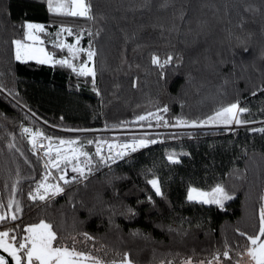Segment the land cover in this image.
<instances>
[{"label": "trees", "instance_id": "16d2710c", "mask_svg": "<svg viewBox=\"0 0 264 264\" xmlns=\"http://www.w3.org/2000/svg\"><path fill=\"white\" fill-rule=\"evenodd\" d=\"M86 2L94 19L50 13L47 0H0V204L4 206L0 210L8 211L10 195L21 202L16 220L6 218L0 230L15 229L10 235L22 236L25 225L45 219L57 232L54 244L72 247L75 239L77 251L104 261L119 260L128 252L134 264H183L187 257L206 261L214 252H222L227 240L235 251H230L229 258L222 257V264L237 260L241 264L244 255L237 253L243 252L247 238L240 233L258 232L264 195V132L249 129L264 123L241 124L234 131H172L156 130L166 126L162 121L134 117L160 108L168 124L177 125L175 116L199 119L238 101L250 110L242 119L264 120V90L256 91L264 83L260 54L264 0ZM25 20L44 24V48L56 60L66 57L77 67L87 59L86 53L74 59L53 41L61 25L73 33L84 29L77 46L86 48L89 39L93 41L96 55L88 63L95 68L99 94L93 90L90 74L79 75L66 65L16 60L12 40L24 38ZM74 39L68 31H60L61 42ZM241 40L247 45H241ZM169 53L173 60L164 65L161 76L160 66L152 64L151 57L155 54L163 61ZM176 53L182 57L179 64ZM21 122L52 137L79 135L83 141L134 136L155 143L116 161L111 172L107 167L98 169L83 183L67 186L48 203L34 202L27 194L43 167L20 131ZM115 129L143 131L105 132ZM89 130L100 132H83ZM9 133L15 137L13 148L8 147L13 140ZM92 148L93 144L84 146L89 152ZM172 150L180 154L178 162L168 161ZM17 169L21 179L13 194ZM152 175L159 179L166 199L156 196L147 183ZM112 176L121 179L109 184ZM217 182L235 193L224 209L186 199L189 183L209 189ZM149 195L154 204L147 200ZM106 204L119 205L111 222ZM125 204L134 207L136 214H121ZM137 230L140 234L134 235ZM84 232L94 239L85 238Z\"/></svg>", "mask_w": 264, "mask_h": 264}, {"label": "snow or ice", "instance_id": "6c2138e0", "mask_svg": "<svg viewBox=\"0 0 264 264\" xmlns=\"http://www.w3.org/2000/svg\"><path fill=\"white\" fill-rule=\"evenodd\" d=\"M91 4L86 0H47V8L50 13H64L72 16L85 17L87 19H94L91 14ZM181 16L183 13L180 14ZM24 28L23 39H13L12 43L15 46V59L16 60H38L45 64H60L71 67L73 72H77L79 75L88 76L91 75L93 79V90L99 94V90L95 84V68L89 66L88 62L93 60L96 55V50L93 47V41L89 39L88 47H78L82 35H84V29H80L73 33L70 29H66L64 25L60 26V31H68L70 35H74L75 39L72 43L60 41V31L56 34V39L53 41L60 49H67L68 53L75 59L81 52L86 53L87 59L80 63L79 66L73 62V60L66 57H62L56 60L51 56L47 50L38 46L36 42L41 41V36L38 32L46 31L45 25L38 22L23 21ZM92 35L91 32L88 33ZM99 35V32L96 33ZM251 35V34H249ZM25 40L32 41L33 43H26ZM241 45L246 46L247 41H239ZM261 56H264V50L261 51ZM173 60V55L169 53L165 56L163 61L153 54L151 62L154 65H159L163 76L164 65L169 64ZM182 57L179 53L175 54V62L181 63ZM2 87V86H0ZM264 90V83L256 89V91ZM10 96L12 92L8 93ZM24 108L31 113V109L25 104ZM250 110L246 107L239 105V102H231L218 107L212 111L211 114L199 119H188L184 116H175L172 119L176 121L177 125H241L249 123V121L241 118L242 114L248 113ZM161 109L156 108L155 112H145L142 115H136L134 119L136 121H144L146 117L153 118L157 122H163L168 124L166 117L160 115ZM163 112H168V106H163ZM62 119V118H61ZM123 122H121V125ZM108 125H105L107 127ZM117 125H113L116 127ZM140 126H144L141 124ZM152 126V125H148ZM233 131L235 129H232ZM20 131L26 137L27 141L31 145V150L39 155L43 153L41 157V163L43 172L40 174V178L34 181L35 187L31 188L28 192V197L34 202H50L54 197L60 193H64L67 186L72 184H80L88 179L90 175L95 173L98 169L107 167L111 172L115 167L117 160H123L127 158L131 153L137 149L155 143L150 138H125L122 141L116 138L112 139H85L82 141L81 136L77 135L73 138L52 137L46 135L45 132L39 127H29L23 122L20 123ZM249 131L264 132V127L259 129H249ZM191 135V133H188ZM13 140L9 141L8 147H15V137L12 133ZM44 141H48L47 144ZM96 145L94 152H89L84 149V145ZM107 145V150H104V146ZM17 151H20L17 149ZM23 155V152L20 153ZM167 159L170 162H178L180 160V154L176 151H168ZM69 169L71 170L69 172ZM151 173V169L148 170ZM21 179L19 175V169H17V175L11 185L12 193L17 191V183ZM121 177L112 176L108 183L112 184L113 181L119 180ZM147 183L154 189L155 195L161 198H165V193L162 190L159 179L152 175ZM113 195H119L118 190L113 188ZM235 193L231 192L220 182L215 183L209 189L205 190L200 187H196L189 183L187 186L186 199L188 201H199L203 204H212L218 206L220 209L225 208V202L229 201ZM147 200L155 203L153 197L149 195ZM261 204L259 207V230L257 233L249 235L247 232H241V236L247 238V245L244 247L243 252H238L237 255H244L245 253L250 258L252 264H264V195L261 196ZM137 203H140L139 201ZM170 203V202H169ZM15 205V207H13ZM4 206L0 204V209ZM8 211L0 210V222L5 221L6 218L16 220V213L21 212V202L15 199L14 195H10L7 205ZM106 208L111 210L109 221L111 222L112 215L116 214V208L119 205L106 204ZM125 212L121 213L126 216H132L136 214V209L130 205H124ZM89 212L91 210L89 209ZM25 231L22 236H18L14 233L15 229L0 230V249L7 253L14 264H87L88 260H91L92 264H134V261L129 258V253L124 252L122 258L119 260L104 261L99 257H92L89 253L84 251H77L75 248V239L72 240V247L67 245L61 246L54 244L57 240V232L53 230V225L47 222L45 219H40L38 223H30L24 226ZM240 232L239 229H236ZM139 235V230L133 233ZM82 235L85 238L94 239L89 236V233L84 232ZM230 251H235L228 244L227 240L224 242L223 251H216L212 257L208 260H201L194 262L192 257L183 259V264H222V257L229 258ZM119 255V253H118ZM0 264H9L8 259L4 255H0ZM160 264H165V261H161ZM167 264H173L172 261H168ZM236 264H240L237 260Z\"/></svg>", "mask_w": 264, "mask_h": 264}, {"label": "rangeland", "instance_id": "374dc122", "mask_svg": "<svg viewBox=\"0 0 264 264\" xmlns=\"http://www.w3.org/2000/svg\"><path fill=\"white\" fill-rule=\"evenodd\" d=\"M33 22H36V21H33ZM38 23H40V22H38ZM37 34L41 36L42 32H38ZM41 40H42V38H41ZM26 43H33V42L27 40ZM36 43L38 44V46L44 47L43 44L41 43V41L36 42ZM48 53L51 56H53L50 52H48ZM89 66H91V65L89 64ZM263 123H264V120H260V121L251 122V123H248V124H245V125L261 126ZM238 126H240V125H236V124H232V125H228V126H225V125H195V126H193V125H176L172 129H168L166 126H160L158 129H156V128L155 129L156 130H172V131H175V130H212V129L232 130V129L238 127ZM155 129H152V130H155ZM130 130H132V129L105 130V132H109L112 135H114V134H118V133H125L126 131H130ZM152 130H146V131H152ZM99 131L100 130H89V131H83V132L91 133V132H99ZM58 137H63V138L68 139V138H73L75 136H58ZM116 137H120V136H114V137H111V138H116ZM54 138H56V137H54ZM205 190H207V189H205ZM87 264H92L91 260H88ZM241 264H252V262L250 261V258L247 256L246 253L243 256V260H242Z\"/></svg>", "mask_w": 264, "mask_h": 264}, {"label": "built area", "instance_id": "2783aa9c", "mask_svg": "<svg viewBox=\"0 0 264 264\" xmlns=\"http://www.w3.org/2000/svg\"><path fill=\"white\" fill-rule=\"evenodd\" d=\"M176 125H173V124H167L166 125V127L168 128V129H172V128H174ZM100 132V131H99ZM127 133H134L135 132V130H130V131H126ZM134 136H120V137H116V139L117 140H119V141H122V140H124L125 138H128V139H131V138H133ZM135 138H140V137H135ZM104 139H112V138H103V139H101V140H104ZM44 143L45 144H47L48 143V141H44ZM95 147H96V145H95V143L93 144V148H92V152H94V150H95ZM142 148V147H141ZM140 149V148H139ZM139 149H137V150H139ZM104 150L106 151L107 150V145H105L104 146ZM136 150V151H137ZM37 154V153H36ZM37 156H39L40 158L43 156V153L42 152H40L39 153V155H37ZM118 161V160H117ZM71 170L69 169V172H70Z\"/></svg>", "mask_w": 264, "mask_h": 264}, {"label": "water", "instance_id": "95a60500", "mask_svg": "<svg viewBox=\"0 0 264 264\" xmlns=\"http://www.w3.org/2000/svg\"><path fill=\"white\" fill-rule=\"evenodd\" d=\"M0 254L6 256V257L8 258L9 264H13V262H12L10 256H9L7 253L3 252L2 249H0Z\"/></svg>", "mask_w": 264, "mask_h": 264}, {"label": "flooded vegetation", "instance_id": "af4514ba", "mask_svg": "<svg viewBox=\"0 0 264 264\" xmlns=\"http://www.w3.org/2000/svg\"><path fill=\"white\" fill-rule=\"evenodd\" d=\"M0 255H2V254H0ZM6 257V256H5ZM6 259H8L7 257H6ZM13 262V264H14V261H12Z\"/></svg>", "mask_w": 264, "mask_h": 264}, {"label": "crops", "instance_id": "0c3cea01", "mask_svg": "<svg viewBox=\"0 0 264 264\" xmlns=\"http://www.w3.org/2000/svg\"><path fill=\"white\" fill-rule=\"evenodd\" d=\"M135 130H137V129H135ZM141 130V129H140ZM139 129L137 130V131H140ZM141 131H143V130H141Z\"/></svg>", "mask_w": 264, "mask_h": 264}]
</instances>
